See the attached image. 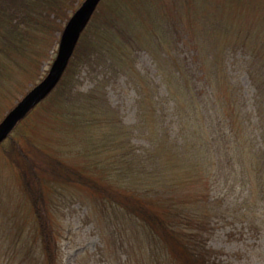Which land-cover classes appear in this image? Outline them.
I'll use <instances>...</instances> for the list:
<instances>
[{"label":"rangeland","instance_id":"374dc122","mask_svg":"<svg viewBox=\"0 0 264 264\" xmlns=\"http://www.w3.org/2000/svg\"><path fill=\"white\" fill-rule=\"evenodd\" d=\"M85 2H72L76 7L71 11L67 8L63 18L55 19L49 13L51 20L62 24L61 34L54 29V36L59 37L54 46L51 41H45L41 32H36L31 39L39 50L48 49L47 55L52 53L53 61L69 22ZM172 7L179 10L170 13L172 18L164 19L165 24L146 17L147 10L150 14L160 9L164 15ZM140 11L144 12V18L138 16ZM92 16L94 21L88 24ZM124 19L130 20L127 26H148V32L167 33L173 41L181 39L182 42L177 47L172 42L165 46L160 44L161 54L156 59L146 47L140 46L142 44L120 46L128 64H122L126 74L117 75L106 66L110 63V49L105 52L110 41L115 42L111 23H123ZM140 37L143 43L149 34L142 33ZM212 39L216 44L210 48ZM79 40L85 46L78 51L84 52L90 47L89 53L76 57L77 61L64 70L51 91L29 108L0 141V264H19L24 252L31 256L27 264H41L42 260L46 264L41 255L45 246L39 230L44 222L42 215L49 217L48 225L57 243L54 250L57 264H137V259L146 262L147 255L139 251L143 245L151 247L148 246L150 239L143 235L144 229L138 228L134 220L124 214L125 210H114V205L125 199L123 194L155 195L161 190L157 189L162 184L161 179L178 172L177 138L200 148L196 140L202 138V132L205 136L204 126H201L204 116L217 114L219 101L225 103L229 95L230 99H238L242 114L252 118L253 130L257 124L264 126V119L247 113L249 108H254L255 97L264 101V97L257 95L264 92V86L258 91L255 80L258 76L255 74L264 70V0H98L85 18L75 47ZM191 43L207 51L209 61L213 57L221 60L222 67L216 68V77L229 80L233 90L230 93L229 88L225 90L222 80H217L212 89L211 81L206 80L207 71L202 69L197 79L192 78L188 85L195 89L192 93L198 95V108L193 93V102L187 103L183 111L176 107V114L172 108L175 104H167L163 99L166 87L161 83L168 76L161 69L173 73L174 61L168 57L191 59ZM25 50L24 46L11 50L14 53L2 59L0 68L10 69L7 60L22 55ZM22 57L19 62L24 60ZM53 61L49 63L44 59L40 65L29 62L27 72L42 71L41 76L33 83L27 80L22 89L15 92L11 84L0 90V126L24 96L46 78ZM16 68L15 75L7 74L0 79V86L8 84L7 80L13 76L17 81L20 79L21 70ZM253 68L254 74L250 76ZM260 82L264 83L261 75ZM161 105L164 109L169 106L165 122ZM180 115L196 124L192 123L188 130ZM169 121L172 124L169 125ZM217 129L218 132L223 130L214 127L215 131ZM154 130L160 131L165 152L147 160L145 148L153 147L148 139L149 131ZM230 153L233 158L238 155L234 150ZM125 160L134 165L128 167ZM192 172L186 168L178 174H184L182 179H189ZM68 174L73 176L69 178ZM182 181L165 187L164 191L176 199L187 197L186 204L191 203L194 194L200 196L198 191H209L215 198L213 208H216L217 218H214L208 245L217 251L224 264H264L262 195L255 197L248 207L242 197L244 193L240 194L241 187H232L225 176H215L208 184L193 183L191 179ZM18 226L23 232L20 240L15 238L20 233Z\"/></svg>","mask_w":264,"mask_h":264},{"label":"trees","instance_id":"16d2710c","mask_svg":"<svg viewBox=\"0 0 264 264\" xmlns=\"http://www.w3.org/2000/svg\"><path fill=\"white\" fill-rule=\"evenodd\" d=\"M74 1L75 0H0V62H2V59H6L9 54L14 53L11 50H18L23 48V46L26 49L21 53L22 55L17 54L15 55L16 57L13 56L12 59L9 58L7 60V62H9L8 64H10L7 66L10 67V69H7L6 67L0 68V79L6 77L7 74L12 75L14 73L15 75L17 70L16 66H18V70H21L22 73V76L18 81L17 79L15 80L13 76L7 80L9 82L8 84L0 86V90L8 88L11 84L10 88L15 87L13 89L15 92L17 89H22L27 80V82L33 83V81L38 78L37 76L42 75V71L36 73L35 71L30 70L27 72L29 62L35 61L37 65H40L45 59V61L50 63L53 61V57L51 56L52 53L47 55L48 49L39 50L38 47L34 45L35 42H32L31 39L34 38L36 32H41L40 34L45 35V41H51L54 46L56 40L59 38L54 36V29L55 32L58 31L61 34L62 24L51 20L49 18V13L52 14L55 19L60 16L63 18L65 12H67V8H70L69 10L71 11L76 7V5L75 7L71 5ZM141 4L142 2L140 3V6H137L139 9ZM178 10L179 8L176 9L175 7H172L167 11V14L164 15L161 13L162 11L160 9L158 12L151 11L150 14L147 10L146 17L153 22L157 20L158 22L164 23V19L172 18L169 15L170 13H176ZM138 14H140L138 15L140 18H144L145 16L142 11ZM138 16L136 17V20L139 19ZM93 21L94 16L91 17L88 24H91ZM129 21L130 20L124 19L123 23H111L114 24L113 30L115 36L113 39L115 42L110 41L111 45L108 46L105 52L108 53L109 49L111 52L109 55L110 63L106 66L109 67V71L112 70L117 75L122 74L121 72L126 74V68H123L122 65L126 62L125 53L120 49L122 46L127 48L128 46L135 47V44H142L140 46L146 47L149 50L150 55L156 59L161 54L158 49L160 44L165 46L172 42L177 47L178 44L180 45L182 42L181 39L177 42L173 41L172 39L174 38L167 33L160 35L156 33V30L148 32V26L143 27L139 24L136 28L133 25H125ZM141 23L144 24V19ZM88 27L89 25L85 27L84 31L87 30ZM146 32L149 34V37L148 39L145 38L146 40L143 39L142 43L140 34ZM119 37H121V39H119ZM209 44L210 48L214 47L216 40H214L213 43L212 39V41H209ZM81 46H85V44H81L79 40L65 70H67L73 62L77 61L76 57L80 58L82 53H84V56L89 53L88 49L90 47L86 51L84 50V52H79L78 50ZM189 51H191V59L187 57L186 61L176 58V56L175 58L168 57L172 58V61H174L173 67L175 69H172L173 73H171L170 70L167 71L166 69H161L162 72L168 76V79H164L161 83L162 86L166 87V95L163 99L167 104H170V102L175 104L174 107H172L174 110H176L177 107L180 111H183L187 106V103L191 100V102H193V93L195 99H197L195 105L197 104L198 108V104L200 103L197 98L198 95H196L195 92L192 93L194 88L190 89L188 85L191 83L192 78L194 80L197 79L196 76H198V73H200L202 69H204V72L207 71L206 80L211 81L210 85L212 89L215 88L214 84L217 83V80H222L224 84L223 88L225 90L229 88V93L233 90V86L229 80H223L224 77L221 79L219 76L216 77V75H218V73L215 72L217 70L216 68L221 66V60H219V58L213 57V59H210L209 61V58H211L210 54L207 53V51H201L199 45L195 43L189 45ZM21 57L24 60L19 62ZM168 58H166L167 61L169 60ZM2 64L4 66L5 62ZM126 64L128 63L126 62ZM167 65H170V63H167ZM261 71L262 70L258 71V73L261 77H264V70ZM253 74L254 68L250 73V76H253ZM259 74H255L258 75L257 77L254 76L256 77V84L259 86L258 91H261L264 83L260 82ZM179 82L186 85L188 89L184 87L181 88L182 86ZM204 83L207 84V82ZM157 87H160V85H157ZM257 95L264 97V92L257 93ZM187 97L189 98V101ZM236 101L237 105L235 104ZM162 106L163 105H161V108ZM238 106V99H230L229 95L228 100H226L225 103L219 101L218 108H216L217 114H209L207 117L204 116L205 122L203 124L201 123V126H204L203 130L205 136L202 132V138L198 137L196 140L200 148L195 147V145L193 147V145L190 144V141L187 142L186 139L179 140L177 138L180 149L176 156L177 167L178 172L181 169L184 171L186 168H189V171H193L189 178L193 183L204 182L205 184H208V181L215 176H225L226 180L231 183L232 187H241L242 192L240 194L244 193L242 197L248 204V207H250L256 200L255 197L258 195H262V198H264V126L257 124L255 130H253L254 122L251 120L252 118L249 119L248 115H243L239 110L242 105ZM252 107L254 108H249L247 113L249 115L257 114L260 119H264V101L262 99H256L255 97ZM168 108V105H166L165 109L162 108L163 121L168 115L165 113ZM233 112L234 115H232ZM176 114L174 113L173 115L176 116ZM181 118L184 119L183 122L185 123H183V125H186L188 130L189 126H192V123L196 124L195 121L193 122L183 116H181ZM168 124H172V121H169ZM216 126L223 130L218 132L219 130L217 129V131H215L214 127ZM258 129L261 131H258ZM195 130L197 131V129ZM158 132L160 131H149L151 135L150 138L148 137L149 139H147L152 142L153 147L145 148L147 160L154 159L158 157L160 153L163 154V152H165V148H163V137ZM164 136L166 135L164 134ZM166 137L168 138V136ZM187 139H189V137ZM230 150H234V153L238 155H235L233 158ZM127 162L128 161L125 160L126 165L128 164ZM129 165L134 164L130 163L127 166L129 167ZM30 170H32L31 165ZM178 172L170 178H162V184L157 188L162 189L158 190L155 195H152L151 193L146 195L140 192L137 194L128 192L126 193L127 195L123 194L125 198L124 200H120L119 203L117 202L114 205V210H119V208L125 210L124 214L134 220L138 228L144 229L143 235L150 239L148 246H151L152 248L149 247V249L146 245L144 246L143 242V244L141 243L143 246L139 250L141 253L147 255H144V258L146 256V262L137 259L135 260V263L224 264L223 260L217 255V251L208 245L209 236L212 233L211 229L213 227L214 218H217V213L215 212L216 208H213L215 207L214 204L216 200L209 194V191L208 193L198 191L200 192V196L196 197L194 194L192 201L189 204L184 202L187 199L185 196L182 197L184 200L168 196L167 192L164 191L165 187L171 186L179 180H183L182 182H188L189 180L186 178L182 179L181 176L184 174H178ZM150 175H153V173ZM67 176L71 178L73 175L68 174ZM92 187L96 188V186ZM218 197L219 196H216V198ZM251 211L252 210L249 209V212ZM41 219L44 222L39 230L45 245L42 247L43 250L41 255L44 256L46 264H57V260H55L57 253L54 252L57 243L48 225L49 217L42 215ZM18 228L20 233L16 234L15 238L17 237V239L20 240L23 237V232L20 226H18ZM0 235L2 236L1 231ZM15 243L16 246H19L17 245V242ZM29 256V254L27 255L24 252L23 256L20 257L19 264H27L26 261ZM40 263L44 264L43 260Z\"/></svg>","mask_w":264,"mask_h":264},{"label":"water","instance_id":"95a60500","mask_svg":"<svg viewBox=\"0 0 264 264\" xmlns=\"http://www.w3.org/2000/svg\"><path fill=\"white\" fill-rule=\"evenodd\" d=\"M97 2L98 0H86L83 7L75 13L65 30L63 42L49 74L40 84L28 92L0 126V141L10 133L16 122L27 110L43 99L56 85L67 67L85 18L89 16Z\"/></svg>","mask_w":264,"mask_h":264},{"label":"bare ground","instance_id":"6f19581e","mask_svg":"<svg viewBox=\"0 0 264 264\" xmlns=\"http://www.w3.org/2000/svg\"><path fill=\"white\" fill-rule=\"evenodd\" d=\"M54 62H55V61L52 62V66H53ZM24 97H25V96H24Z\"/></svg>","mask_w":264,"mask_h":264}]
</instances>
